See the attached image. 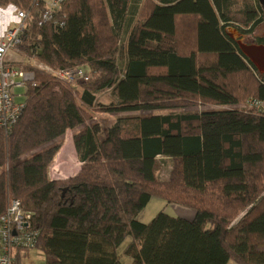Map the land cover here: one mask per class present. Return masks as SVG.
<instances>
[{"label":"trees","instance_id":"obj_1","mask_svg":"<svg viewBox=\"0 0 264 264\" xmlns=\"http://www.w3.org/2000/svg\"><path fill=\"white\" fill-rule=\"evenodd\" d=\"M10 5L31 19L26 55L92 76L78 90L25 66L24 109L0 129V217L13 201L30 214L44 264H264V74L226 32L251 35L261 7L238 17L232 0H68L62 25L39 26L41 5L0 0ZM104 90L114 103L97 101ZM97 114L117 120L104 132ZM67 131L80 168L52 180ZM154 197L193 218L141 223Z\"/></svg>","mask_w":264,"mask_h":264},{"label":"built area","instance_id":"obj_2","mask_svg":"<svg viewBox=\"0 0 264 264\" xmlns=\"http://www.w3.org/2000/svg\"><path fill=\"white\" fill-rule=\"evenodd\" d=\"M41 5L39 26L45 23L62 25L56 14L68 0H33ZM12 25L0 33V129L9 130L24 109L25 94L33 83L34 75L10 60L12 53L22 51L24 46L25 21L31 19L23 11L13 9ZM36 51V49H34ZM42 70L69 85H77L89 80L82 68L52 70L39 64ZM37 234L31 231V216L24 212L17 201H13L7 212L0 217V264H15L16 250H34Z\"/></svg>","mask_w":264,"mask_h":264},{"label":"rangeland","instance_id":"obj_3","mask_svg":"<svg viewBox=\"0 0 264 264\" xmlns=\"http://www.w3.org/2000/svg\"><path fill=\"white\" fill-rule=\"evenodd\" d=\"M233 2V10L234 12H236V16L238 17H242L240 14L242 13V10L245 8V6L247 4H249V6H254L257 7L258 1L257 0H232ZM13 8V6H12ZM1 9V8H0ZM3 12H0V20H1V25H5L7 22H9V25H12V21H13V17H14V11L12 9L11 14L8 15V10H9V6L5 9ZM264 12V10H263ZM1 27V26H0ZM229 29L232 28H227L226 32L229 33ZM264 36V22L259 25L251 35H242V42H247V43H253V41L257 38V37H261ZM238 38H235V40H237ZM24 46L22 48V51H18L17 53H12L10 56V60L13 61L15 64H18L20 67H22L24 70L26 71H30L28 69H25V66H29L32 67L34 69L39 70L38 66H39V62L37 60H35L33 58L32 55H26L25 51H24ZM80 68L84 69L86 71V73L88 74L89 78L91 79V72L90 70H88L87 66H80ZM82 83L79 82L77 84L81 85ZM75 85V84H73ZM76 89L79 88V86ZM97 101L101 104L104 105H108L110 103H114L115 100L113 98V96L111 95V91L109 90H104L102 92H100L99 94L96 95ZM248 101H245V103L243 104V106L248 105ZM203 108H205V106H198L196 108H192L194 111L197 110H202ZM115 116L113 115H109V114H97L95 116V121L99 122L102 125L103 131L105 132V130L107 129V127L111 124H113V122L115 121ZM72 131H67L64 137V143L66 140H68L70 142V148L71 149V153L68 151H65L63 153H60V151L58 152V154L56 155L55 161L53 162L51 168V172H53L54 174L57 173L59 178H65L67 179L68 176H71L72 174H74V172L77 171L78 168H80V163L76 157V153L74 151L73 148V144H72ZM63 143V145H64ZM63 147V146H62ZM70 153V154H69ZM60 154V156H58ZM169 171H170V164L168 161H166V163L164 164V167L162 168L161 171V179L162 180H167L169 177ZM71 178V177H69ZM193 212V210L188 209L186 207H183L179 204H175V203H166L163 200L157 199L156 197L152 198L151 201L149 202V204L140 212L139 215V220L142 223H148L149 221H151L158 213L162 212L166 215L172 216V217H179L181 215H187V213L189 212ZM128 261L124 260V263L126 264ZM37 263V260L34 259V264Z\"/></svg>","mask_w":264,"mask_h":264},{"label":"water","instance_id":"obj_4","mask_svg":"<svg viewBox=\"0 0 264 264\" xmlns=\"http://www.w3.org/2000/svg\"><path fill=\"white\" fill-rule=\"evenodd\" d=\"M259 6L264 10V0H257ZM14 9V7L12 8ZM228 37L236 40L239 52L249 61V63L260 74H264V45L242 42V35L236 29H229Z\"/></svg>","mask_w":264,"mask_h":264},{"label":"crops","instance_id":"obj_5","mask_svg":"<svg viewBox=\"0 0 264 264\" xmlns=\"http://www.w3.org/2000/svg\"><path fill=\"white\" fill-rule=\"evenodd\" d=\"M1 16V15H0ZM0 33H2L4 30H5V28H7L8 26H9V22H7L5 25H1V20H0ZM228 33V32H227ZM56 158V157H55ZM54 161H55V159H54ZM50 170H51V168H50ZM79 171V168L77 169V171L76 172H74V174H72L71 176H68V178L69 177H73V176H75L76 174H77V172ZM58 174L57 173H53V172H49V177L52 179V180H59V179H65V178H59L58 176H57ZM151 201V200H150ZM149 201V202H150ZM149 204V203H148ZM147 204V205H148ZM140 215V214H139ZM139 215H138V221H140L139 219ZM193 216H194V212H189V213H187V215H181V216H179V217H181V218H184V219H187V220H191L192 218H193ZM141 222V221H140ZM142 223V222H141ZM145 224V223H144ZM34 259L35 260H37V263L36 264H44V257H43V255H42V253L41 252H39V251H37V250H31V251H28V253L25 255V257H23L22 259H21V264H34ZM228 264H235L234 262H229Z\"/></svg>","mask_w":264,"mask_h":264},{"label":"bare ground","instance_id":"obj_6","mask_svg":"<svg viewBox=\"0 0 264 264\" xmlns=\"http://www.w3.org/2000/svg\"><path fill=\"white\" fill-rule=\"evenodd\" d=\"M58 81V80H57ZM63 83V82H62ZM61 83V84H62ZM65 83V82H64ZM33 84V83H32ZM35 84V83H34ZM67 84V83H66ZM63 85H65V84H63ZM34 86H36V85H34ZM29 87V86H28ZM31 88V87H30ZM72 88V87H71ZM28 90V89H27ZM79 90V89H78ZM77 91V90H76ZM109 91V90H108ZM102 92V91H101ZM112 92V91H111ZM99 94V93H98ZM113 96V95H112ZM96 99H98V98H96ZM162 112H164V111H162ZM164 114H167V113H165L164 112ZM118 118V117H117ZM115 119V118H114ZM115 120H117V119H115ZM69 148H70V142L68 141V140H66L65 141V143H64V145H63V147H62V149H61V151H60V153H63V152H65V151H68V152H70L71 153V149L69 150ZM69 153V154H70ZM58 156H60V154L58 155ZM131 240V239H130Z\"/></svg>","mask_w":264,"mask_h":264},{"label":"clouds","instance_id":"obj_7","mask_svg":"<svg viewBox=\"0 0 264 264\" xmlns=\"http://www.w3.org/2000/svg\"><path fill=\"white\" fill-rule=\"evenodd\" d=\"M3 11H4V10L0 9V12H3ZM11 11H12V6L10 5L7 14L10 15V14H11Z\"/></svg>","mask_w":264,"mask_h":264},{"label":"flooded vegetation","instance_id":"obj_8","mask_svg":"<svg viewBox=\"0 0 264 264\" xmlns=\"http://www.w3.org/2000/svg\"><path fill=\"white\" fill-rule=\"evenodd\" d=\"M262 9V8H261ZM247 43V42H246ZM253 43L255 44V41H253Z\"/></svg>","mask_w":264,"mask_h":264}]
</instances>
